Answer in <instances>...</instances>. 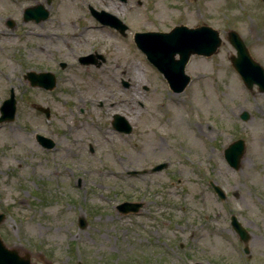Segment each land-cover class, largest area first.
Masks as SVG:
<instances>
[{
  "label": "rangeland",
  "instance_id": "rangeland-1",
  "mask_svg": "<svg viewBox=\"0 0 264 264\" xmlns=\"http://www.w3.org/2000/svg\"><path fill=\"white\" fill-rule=\"evenodd\" d=\"M167 1L150 0L151 17L171 16L151 27L204 21L223 40L213 57L191 56L187 72L193 79L179 93L161 81L130 35L89 20L85 4L97 6L99 0L60 4L64 17L57 19L65 18L64 26L97 28L100 36L89 42L79 35L73 40L25 37V26L41 29L21 22L15 35L0 36V101L11 86L16 99L14 119L0 123V211L6 214L0 234L8 244L28 249L33 263L264 264V92L243 84L228 59L235 48L225 39L228 29L236 30L264 65V2L194 0L188 9L183 0H171L174 8L161 9ZM68 2L77 9L71 19ZM31 3L16 2V16ZM5 6L14 7L8 0ZM58 24L49 21L43 27ZM92 51L103 55L99 65L78 61ZM44 67L56 75L51 90L32 87L23 78L26 70ZM102 76L116 81H97ZM108 90L112 100L122 101L109 106L103 99L95 104L84 99L75 105L77 98L109 96ZM35 104L48 107L49 118ZM179 107L184 119L207 121L199 139L171 119ZM244 110L246 120L240 118ZM114 113L130 122L131 132L113 128ZM37 133L52 138L54 146L42 147ZM237 138L245 141V149L233 169L223 150ZM161 161L167 162L165 168L150 170ZM210 181L228 190L230 198H219ZM124 199L141 200L143 206L121 213L116 204ZM231 214L249 231L248 255L229 223ZM80 216L84 227L77 224Z\"/></svg>",
  "mask_w": 264,
  "mask_h": 264
},
{
  "label": "water",
  "instance_id": "water-1",
  "mask_svg": "<svg viewBox=\"0 0 264 264\" xmlns=\"http://www.w3.org/2000/svg\"><path fill=\"white\" fill-rule=\"evenodd\" d=\"M264 1V0H263ZM38 11V8L36 9ZM33 9L27 8L26 14H32ZM226 38L235 47L236 56H230L231 64L241 75L244 83L248 87L257 84L258 90L264 92V68L254 60L240 35L233 29L227 32ZM134 40L136 45L146 54L148 60L155 65L166 77L170 88L174 92L182 91L189 81V76L184 72L185 63L191 54L211 55L220 45L221 39L219 32L210 26H198L189 28L185 25H176L169 32H143L135 33ZM179 57L175 58L174 55ZM103 60L101 54H88L79 58L81 63L99 64ZM26 76L30 79L31 85L43 86L47 89L55 86V76L50 72H29ZM3 119H12L15 111V99L11 93L10 97L3 101L0 107ZM242 119H247L248 112L241 113ZM112 126L118 131L128 133L132 126L128 120L115 113L111 120ZM38 142L44 147H52L54 142L49 137L38 134L36 136ZM244 153V141L237 139L230 143L224 150V156L230 166L237 168L240 158ZM166 163H160L153 167V170H159ZM215 189L221 195L219 189ZM141 203L122 202L118 205L121 212L137 211ZM4 214L0 213V222L3 220ZM232 225L238 231L241 238H245L246 231L239 222L232 217ZM79 223L83 226L85 221L79 218ZM0 264H32L28 253L21 254L16 248L8 247L0 238ZM51 264V263H50ZM194 264H205L195 262Z\"/></svg>",
  "mask_w": 264,
  "mask_h": 264
},
{
  "label": "flooded vegetation",
  "instance_id": "flooded-vegetation-1",
  "mask_svg": "<svg viewBox=\"0 0 264 264\" xmlns=\"http://www.w3.org/2000/svg\"><path fill=\"white\" fill-rule=\"evenodd\" d=\"M61 1L62 0H44L43 2H39L43 8L41 13L39 14V19L35 18H24L23 16V10H20L18 17L16 16L15 11V3L19 0H8V3H12L14 7L12 6L10 8H7L5 5L7 4V0H0V24L7 29H15L19 22L27 24H33L36 25L38 23H42L44 21L50 20V21H57L59 23H64L65 19L60 20L57 19L59 15L63 16V11H61ZM185 2V5L188 9H190V5L194 3V0H183ZM171 0H168L167 2H163V5H161V9H172L175 6L170 4ZM150 0H99V3L97 6L91 5L89 2L86 3L84 9L86 10L87 14L100 26H106L110 29L114 30L121 36L130 35L133 39V35L135 32H142V31H169L171 29L170 27L164 28L163 26H154L151 27V23L153 25L161 24L164 20H167V18L171 17L170 15L165 16L164 14L160 13V16H150L149 9H150ZM59 8V9H58ZM64 17V16H63ZM140 24H146L147 27H139ZM178 24H186L188 26H198L200 24H208L206 22H200L196 23L194 25H189L183 21H180ZM210 25V24H208ZM217 53V52H216ZM214 55V54H213ZM213 55H211L213 57ZM200 58H208L206 56L201 55H193ZM179 57V55H175V58ZM210 57V56H209ZM211 57V58H212ZM191 58L188 60V62L185 65V71L190 77V81L188 84L192 81V73L190 71L187 72V69L189 68ZM157 75L160 77L161 81L167 85L166 79L164 78L163 74H161L159 71H155ZM199 73V72H198ZM202 73H208V71H202ZM187 84V85H188ZM131 85L128 84L126 87H130ZM168 87V85H167ZM142 89L148 90L149 87L145 84L141 86ZM169 88V87H168ZM212 187V181L209 182ZM213 188V187H212ZM239 241L242 243V252L245 255H248L249 253V245L248 242L250 240V234L247 233V236L244 238V240H241L239 235H237ZM22 246L21 244H19ZM246 252H245V251ZM245 258V257H244ZM247 259V258H246ZM248 260V259H247ZM37 264H45L44 263H37ZM76 264H83V263H76Z\"/></svg>",
  "mask_w": 264,
  "mask_h": 264
},
{
  "label": "bare ground",
  "instance_id": "bare-ground-1",
  "mask_svg": "<svg viewBox=\"0 0 264 264\" xmlns=\"http://www.w3.org/2000/svg\"><path fill=\"white\" fill-rule=\"evenodd\" d=\"M34 2H40L39 0H34ZM67 12L69 13V18H71V15L77 12L76 9V5H74L72 2H68L67 3ZM89 20H92L91 18ZM66 24V23H65ZM63 24L61 23V27L57 28L58 31L63 32L64 35H54V34H50L52 29L51 28H43L42 32H40V34H37L35 31H32V29L29 27L28 29L25 30V34L29 37V36H41V37H46V38H54V39H58L60 37L64 38V39H68V40H73L76 36H80L81 39L84 42H89L92 39H96L98 36H100V33L97 32V28H95V26H83L80 29H76V28H70L68 27L69 24H66L65 26H62ZM71 25V24H70ZM63 27H68V28H63ZM7 43L9 44H16V42H13L12 40H7ZM9 67H11V65H9ZM79 75L76 74V77H78ZM92 77V74H88L87 79H90ZM97 81L99 82H114L116 81V78L111 76L110 78L107 77H100L99 79H97ZM94 92V89L91 90V93ZM96 92V91H95ZM109 96L106 97H93V98H77L75 100V105L79 106L81 105L82 101L85 99L87 101H89L91 104H95L99 99H103L106 101V104H108L109 106L112 105H116L119 102H121V99H117V100H112L111 96L113 95L112 92L110 90H108ZM198 111L202 112L201 109H198ZM203 113V112H202ZM205 113V112H204ZM206 114V113H205ZM186 118V117H185ZM174 120V122L176 123H181L184 124L185 127H188L190 129V132L192 134V136H194L195 138L198 137L199 139V135L203 134V128L207 127V121L203 122L202 125L196 124V123H192L189 121V119H184V117L182 116V109L179 107L177 109V111H175L172 115V118ZM204 119V118H203ZM206 120V119H205Z\"/></svg>",
  "mask_w": 264,
  "mask_h": 264
}]
</instances>
